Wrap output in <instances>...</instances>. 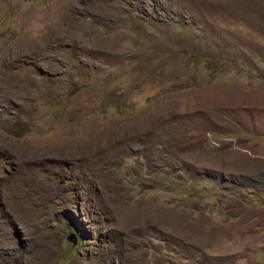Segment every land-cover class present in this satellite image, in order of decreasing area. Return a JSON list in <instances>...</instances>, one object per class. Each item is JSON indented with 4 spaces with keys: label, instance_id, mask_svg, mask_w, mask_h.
Wrapping results in <instances>:
<instances>
[{
    "label": "rangeland",
    "instance_id": "374dc122",
    "mask_svg": "<svg viewBox=\"0 0 264 264\" xmlns=\"http://www.w3.org/2000/svg\"><path fill=\"white\" fill-rule=\"evenodd\" d=\"M0 264H264V0H0Z\"/></svg>",
    "mask_w": 264,
    "mask_h": 264
},
{
    "label": "water",
    "instance_id": "95a60500",
    "mask_svg": "<svg viewBox=\"0 0 264 264\" xmlns=\"http://www.w3.org/2000/svg\"><path fill=\"white\" fill-rule=\"evenodd\" d=\"M20 237H21V234L17 233V238L19 239V243L22 242V240H21ZM71 239H72V237H68V240H69V241H71ZM73 244H75V241L73 242Z\"/></svg>",
    "mask_w": 264,
    "mask_h": 264
},
{
    "label": "crops",
    "instance_id": "0c3cea01",
    "mask_svg": "<svg viewBox=\"0 0 264 264\" xmlns=\"http://www.w3.org/2000/svg\"><path fill=\"white\" fill-rule=\"evenodd\" d=\"M207 135H208L209 139H211V138H212V136H210V134H207ZM206 140H207V138H206Z\"/></svg>",
    "mask_w": 264,
    "mask_h": 264
}]
</instances>
